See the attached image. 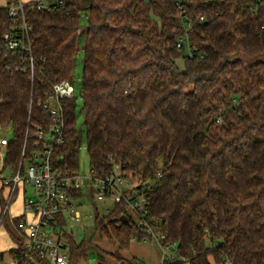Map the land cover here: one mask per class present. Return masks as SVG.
<instances>
[{"label": "trees", "instance_id": "16d2710c", "mask_svg": "<svg viewBox=\"0 0 264 264\" xmlns=\"http://www.w3.org/2000/svg\"><path fill=\"white\" fill-rule=\"evenodd\" d=\"M84 7L67 0L26 12L34 64L44 73L32 82L6 68L3 35L12 25L0 6V124L12 128V172L33 125L46 121L37 99L50 82L74 83ZM183 7L193 23L191 56L177 46L185 33L177 0H90L81 87L90 168L101 177L119 165L138 180L145 222L162 245L177 247V259L162 264H264V0ZM77 105L65 103L64 142L53 155L65 175L80 170ZM3 187L0 220L14 247L0 260L21 241L4 211L11 186ZM94 226L120 249L154 240L122 205L104 216L95 208ZM69 246V264L88 258L85 240L71 235Z\"/></svg>", "mask_w": 264, "mask_h": 264}, {"label": "built area", "instance_id": "2783aa9c", "mask_svg": "<svg viewBox=\"0 0 264 264\" xmlns=\"http://www.w3.org/2000/svg\"><path fill=\"white\" fill-rule=\"evenodd\" d=\"M8 16L11 29L3 35V55L10 61L6 68L9 71L29 75L33 82L37 71L34 57L31 53L29 33L31 26L27 22V11H53L66 4L67 0H7ZM184 0H177L178 7L183 12L185 33L178 41L179 48H185L186 54L191 56L194 47L189 38V31L193 23L188 20V10L183 7ZM199 21H204L200 16ZM45 77V76H44ZM51 89L36 103L42 107L46 121L34 124L31 137L32 142L23 145L18 168L12 172L6 168L5 158L10 137L0 138V185L11 186L7 197L5 213L11 214L13 194L22 193V212L12 215L11 222L21 238L15 245V252L10 256L9 264H69V237L73 235V228L69 224L81 223L83 214L80 200L83 197L82 186L87 179L92 187H96L98 200L110 198L113 205L108 209L110 213L117 205L122 209L131 210L138 216L139 225L145 227L157 240L161 250V262L177 259L176 244L162 245L160 238L145 222L147 213V199L141 192V186L136 178L115 165L105 176H95L90 168L87 175L80 170L70 175L63 174L55 165L53 155L57 147L63 144L66 125L65 103L75 99L74 83L71 80L50 82ZM29 106V111L32 109ZM29 132V131H28ZM29 134V133H27ZM10 170L11 176H4ZM157 177H162L159 172ZM32 189L28 190L27 186ZM82 195H78V193ZM15 217L16 220L14 219ZM3 222L0 220V228ZM147 243V240L144 241ZM140 264H154L151 261H141Z\"/></svg>", "mask_w": 264, "mask_h": 264}, {"label": "rangeland", "instance_id": "374dc122", "mask_svg": "<svg viewBox=\"0 0 264 264\" xmlns=\"http://www.w3.org/2000/svg\"><path fill=\"white\" fill-rule=\"evenodd\" d=\"M7 0H0V6H7ZM84 10L82 12L81 20V36L79 42V51L77 54L76 67L73 73L74 77V91L77 100V126L79 128L81 136L80 145V172L87 175L90 171L89 156L86 148V127L84 123V115L82 110V97H81V87H82V73H83V44L86 36V26H87V12L90 6V0H84ZM179 63L182 65V61ZM12 128L10 126H3L0 124V138L11 137ZM1 162V161H0ZM4 176L10 177L11 171L7 170L4 172ZM138 181V180H137ZM2 185H0V192H2ZM28 190L32 189L31 185L27 186ZM96 187H92L90 182L85 179L84 185L82 186L83 197L80 200L81 211L83 214V219L81 223L69 224L73 228V235L77 241L85 240L89 246L88 258L83 260L80 264H129L128 261H132L134 264H140L141 261L147 260L154 264H159L161 262V250L158 246L157 240L140 242L133 239L129 249H120L118 244L113 240H109L107 237L101 235L99 231L96 230L94 226V214L95 208L99 211L101 216L106 215L109 208L112 207L113 201L110 198H105L104 200H98L95 194ZM6 194V193H5ZM22 193H17L13 204L11 206V212L15 215H19L22 212ZM11 213V214H12ZM130 216L138 221V216L133 211L128 212ZM11 220V217H9ZM4 226V225H3ZM0 237L4 234L3 239L10 242V236L5 227L0 229ZM15 232L17 230L15 229ZM12 248V247H10ZM9 248V250H10ZM8 251V250H7ZM6 251V252H7ZM113 254H118L122 258L120 261ZM10 256L5 254V257L0 261V264H9Z\"/></svg>", "mask_w": 264, "mask_h": 264}, {"label": "crops", "instance_id": "0c3cea01", "mask_svg": "<svg viewBox=\"0 0 264 264\" xmlns=\"http://www.w3.org/2000/svg\"><path fill=\"white\" fill-rule=\"evenodd\" d=\"M26 1H28V0H26ZM22 201H23V198H22ZM13 204V203H12ZM22 205V204H21ZM0 213H1V208H0ZM12 213V212H11ZM12 215H15V214H9V217H14V216H12ZM2 227H4V226H2ZM1 229V228H0ZM1 231V230H0ZM2 236H4V234L3 235H1V237H0V252H6L7 250H9V248L10 247H14V243H13V241H12V239L10 238V242L11 243H9V241H5L4 239H3V237ZM11 249V248H10ZM5 257V255L3 256V258ZM1 261V260H0ZM160 264V263H159Z\"/></svg>", "mask_w": 264, "mask_h": 264}, {"label": "water", "instance_id": "95a60500", "mask_svg": "<svg viewBox=\"0 0 264 264\" xmlns=\"http://www.w3.org/2000/svg\"><path fill=\"white\" fill-rule=\"evenodd\" d=\"M122 219H123V220H127V218H126L125 216H124V217H122Z\"/></svg>", "mask_w": 264, "mask_h": 264}]
</instances>
